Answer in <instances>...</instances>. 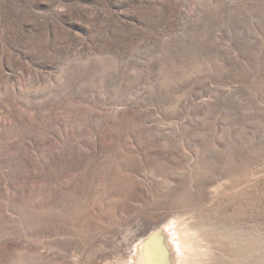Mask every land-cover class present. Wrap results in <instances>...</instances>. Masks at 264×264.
<instances>
[{"label":"rangeland","instance_id":"374dc122","mask_svg":"<svg viewBox=\"0 0 264 264\" xmlns=\"http://www.w3.org/2000/svg\"><path fill=\"white\" fill-rule=\"evenodd\" d=\"M165 225L264 264V0H0V264H138Z\"/></svg>","mask_w":264,"mask_h":264},{"label":"bare ground","instance_id":"6f19581e","mask_svg":"<svg viewBox=\"0 0 264 264\" xmlns=\"http://www.w3.org/2000/svg\"><path fill=\"white\" fill-rule=\"evenodd\" d=\"M162 231L165 239L161 235H155L149 241H141L137 246V253L139 254L138 264H185V257L183 253V246L181 243V231L165 225V229H158ZM163 239V243L159 239ZM168 237V239H166ZM157 238V239H155ZM165 244L170 252H167ZM171 244V245H170ZM170 245V246H169Z\"/></svg>","mask_w":264,"mask_h":264},{"label":"water","instance_id":"95a60500","mask_svg":"<svg viewBox=\"0 0 264 264\" xmlns=\"http://www.w3.org/2000/svg\"><path fill=\"white\" fill-rule=\"evenodd\" d=\"M154 234L155 235H161L162 236V238H164L165 239V236L162 234V231L161 230H156V231H154L146 240H145V242H147V241H149L151 238H153V236H154ZM160 239V237H159V239L161 240V242L163 243V239ZM155 239H157V238H155ZM165 246V248H166V250H167V252H170V250L168 249V247L165 245V244H163V247Z\"/></svg>","mask_w":264,"mask_h":264}]
</instances>
